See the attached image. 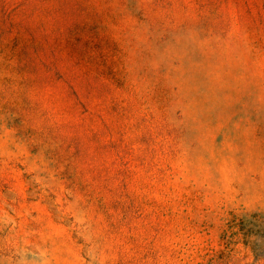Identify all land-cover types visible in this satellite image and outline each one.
<instances>
[{
  "label": "rangeland",
  "instance_id": "1",
  "mask_svg": "<svg viewBox=\"0 0 264 264\" xmlns=\"http://www.w3.org/2000/svg\"><path fill=\"white\" fill-rule=\"evenodd\" d=\"M0 264H264V0H0Z\"/></svg>",
  "mask_w": 264,
  "mask_h": 264
}]
</instances>
